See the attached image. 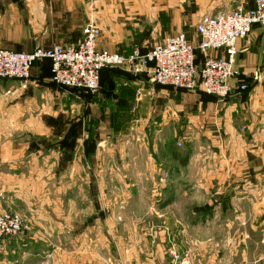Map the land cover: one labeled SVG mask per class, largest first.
<instances>
[{
  "label": "crops",
  "instance_id": "obj_1",
  "mask_svg": "<svg viewBox=\"0 0 264 264\" xmlns=\"http://www.w3.org/2000/svg\"><path fill=\"white\" fill-rule=\"evenodd\" d=\"M3 4L28 7L32 25L3 49L76 46L94 22L99 50L130 55L180 34L197 46L202 17L251 10L255 0ZM235 67L247 88L226 100L122 69L104 70L96 95L65 89L51 82L48 60L33 66L26 90L0 80V212L24 225L5 241L0 264H176L171 254L191 258L193 244L203 264H264V27L237 43ZM148 132L161 140L145 141ZM142 195L153 198L138 202ZM190 227L212 230L180 235Z\"/></svg>",
  "mask_w": 264,
  "mask_h": 264
},
{
  "label": "built area",
  "instance_id": "obj_2",
  "mask_svg": "<svg viewBox=\"0 0 264 264\" xmlns=\"http://www.w3.org/2000/svg\"><path fill=\"white\" fill-rule=\"evenodd\" d=\"M255 26L264 27V0H255L251 10L202 17L196 25L197 46L180 34L165 38L148 52L136 50L122 55L99 50L100 29L88 23L82 42L76 46L37 48L28 53L0 47V80L18 81L20 89L26 90L33 66L48 60L51 82L65 89L96 95L102 72L122 69L133 75L150 76L162 88L199 90L206 96L226 100L246 91L247 87L238 82L240 73L235 67V57L237 43L247 38ZM222 51L226 55L223 58L211 56ZM23 229L19 215L0 212V253L5 241L17 237Z\"/></svg>",
  "mask_w": 264,
  "mask_h": 264
},
{
  "label": "rangeland",
  "instance_id": "obj_3",
  "mask_svg": "<svg viewBox=\"0 0 264 264\" xmlns=\"http://www.w3.org/2000/svg\"><path fill=\"white\" fill-rule=\"evenodd\" d=\"M32 15H38V14L32 12ZM90 23H94V22H90ZM94 24L97 25L96 23H94ZM31 30H32V25H31V21H30V13L28 12V7L25 6V8L23 10L22 4H15V5L14 4H3V5H0V42L3 41V40H9L11 42L15 41V40H21L22 39L21 34L29 33ZM100 33H101V31H100ZM201 59H202V56H200L199 63H201ZM187 92H200V91L199 90H195V91H187ZM203 95H205V94L203 93ZM176 114L177 113H175V115ZM134 132H135V130H133V132L131 133V135H132L131 137L135 138L136 135H135ZM155 135H156V133H155ZM171 135H172V131L167 132L166 133V138L169 139L171 137ZM138 139H139V137H138ZM157 139H158V141H160L161 137H159V138L156 137V136L151 137V133L148 132L147 137H146V134H145V139L144 140L148 141V142H151V141H155ZM177 140L178 141H182V142L186 141V140L183 139V136H179L177 138ZM178 145H179V143H178ZM178 148H182V146H180V147L178 146ZM115 182L119 183L118 180H116V179H115ZM115 182H112V186L113 187H118V184H116ZM127 184H139V181L127 180ZM119 185H121V184H119ZM142 186L144 188L148 187V186L150 187V183L147 182V181H144L142 183ZM115 193L118 194L117 189L115 190ZM152 198L153 197L148 196V195H144V196L142 195V196H140L138 198V202H143V203L151 202L150 200ZM125 200H127V202H130L129 198L125 197ZM96 202H97V200H96ZM104 202H106V203L108 202L107 195L105 196ZM110 202L111 203L119 202V196L110 198ZM153 202H155L154 199H153ZM22 221H23V219H22ZM152 229L156 233H160V232L163 233L165 231V229L163 228L162 225H160L157 228H152ZM180 230H181L180 235H181V233L182 234L186 233V235L189 234L191 238H195V237L199 236V233H207V232H210L212 229L210 231H205L206 229L199 230V231H194L190 227L188 229L182 228ZM195 234H198V235H195ZM201 236H203V235L201 234ZM149 238H151V237H149ZM207 240H209V239H205V241H207ZM179 241H181V240H179ZM175 244H176V246L180 245V243L177 242V238H176ZM206 244H207V247L209 249L213 250V243H206ZM199 246H200V244L191 245L190 248L194 252V254L198 253ZM181 247H182V245H181ZM194 254L191 252V258H190V254H188L186 252H184V253L180 252L179 253L176 250V252L172 253L171 256H172L173 262H175L176 264H203L204 261L198 262L197 260H193V255ZM172 264H174V263H172Z\"/></svg>",
  "mask_w": 264,
  "mask_h": 264
}]
</instances>
